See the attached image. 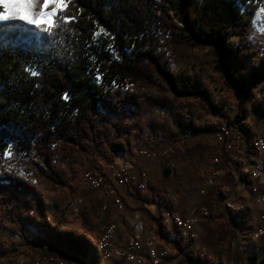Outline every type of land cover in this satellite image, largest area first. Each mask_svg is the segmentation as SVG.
Instances as JSON below:
<instances>
[{"label":"trees","instance_id":"1","mask_svg":"<svg viewBox=\"0 0 264 264\" xmlns=\"http://www.w3.org/2000/svg\"><path fill=\"white\" fill-rule=\"evenodd\" d=\"M254 1L70 0L61 15L75 19L62 23L58 16L51 35L20 22L0 24V153L11 147L32 157L44 176L65 184L70 171L95 151L103 153L114 130L128 132L142 120L152 127L157 112L184 99L224 112L202 78L172 68L163 47L166 38L181 48L212 51L226 85L245 97L236 122L250 133L244 123L246 101L257 100L264 91V50L247 38L245 11ZM259 100L257 111L264 117V99ZM176 111L186 128L181 133L217 129L216 123L198 122L192 108ZM126 140L110 141L115 155L130 150V137ZM3 191L20 201L8 212L17 211L23 227L31 226L46 240L41 231L47 244L93 263L95 243L84 232L53 224L55 209H49L31 181L0 166ZM223 193L219 190L214 201ZM4 253L6 249L0 251ZM198 260L215 264L208 257Z\"/></svg>","mask_w":264,"mask_h":264},{"label":"rangeland","instance_id":"2","mask_svg":"<svg viewBox=\"0 0 264 264\" xmlns=\"http://www.w3.org/2000/svg\"><path fill=\"white\" fill-rule=\"evenodd\" d=\"M40 2L42 3V0ZM36 10H39V5H37ZM262 10H264V0H256L250 4L245 14L249 43L264 50V11ZM163 47L174 70L188 71L202 78L211 89L215 101L223 106L224 113L231 122L230 132H234L237 137V140H234L235 162L232 164L240 167L245 162L240 153L244 146V138L252 139L255 136L256 139L259 138L264 117L257 111L256 102L260 101L259 99H264V91L257 100L247 99L246 101L248 119L244 123L250 127L251 132L245 134L236 122L238 107L243 104L245 97L226 85L224 77L214 67L212 51L209 48H181L169 38L163 41ZM184 107L185 113H189L187 111L189 108L195 110L198 122L215 123V111L200 100L184 99L178 102V105L174 106L173 109L157 112V120L152 124V127L148 126V122L142 120L139 125L127 128L128 132H125L126 130H122V132L114 130L103 146L105 155L95 151L92 157L87 158L84 165H78L76 171H70L66 175L65 184L52 182L41 173L34 158L24 156L11 147L0 153V166L9 173L28 179L38 188L49 209H55L52 215L53 224H59L61 229L77 232L87 231L90 233L93 243L98 239L95 240L97 234L105 229V224L115 223V209L109 197L100 192H92L82 177L91 170L106 176L110 167L117 166L110 141H124L126 143V136L130 137V142L127 144L130 151L140 152L142 149H147L156 153V156L150 158L152 166L148 169L151 174L148 185L157 195L167 194L168 196L173 194L175 198L177 197L179 201L183 202L185 199L193 197L199 205L207 203L211 208V216L209 217L211 221L230 219L232 218L231 213H238L240 216L243 209L242 205L235 198H229L232 194L230 190L233 189V185L228 186L225 193L220 195L216 201H212L211 204L208 202L210 199L200 194L199 190L206 176L205 171L213 156L224 155L223 137L218 136V133L193 131L195 134L192 132V138L186 139L182 143L179 141L174 143L180 135L186 132L181 133L186 128L176 114V110H183ZM226 117L224 116V120H227ZM127 122L130 123L131 120H127ZM172 143L173 148L177 146L175 151L169 150ZM251 146L257 149L256 140ZM9 151L11 155L7 154ZM232 170L231 164L223 166L221 175L217 180L228 183L230 179L231 183L234 178ZM234 175L237 173L235 172ZM201 193L203 194V190ZM139 194L137 196H140ZM221 196L228 197L229 200L226 198L221 201ZM237 203L241 206L239 210L236 209ZM17 214V211H13L9 214L4 212L0 215L2 217L0 219V251L6 249V253L0 254V264H40L41 260L44 259L42 251L48 252V256H51L52 253L54 257L61 258L65 264H87L80 261L82 259L74 258L68 250L54 244V246L48 244L49 250L46 248L38 249L35 245L14 249V244H22L23 241L47 243L46 240L48 239L38 229L46 240L40 239L37 232L30 231L31 226L23 227ZM26 229H29L26 232L28 237H20ZM13 249L14 251L11 252Z\"/></svg>","mask_w":264,"mask_h":264},{"label":"crops","instance_id":"3","mask_svg":"<svg viewBox=\"0 0 264 264\" xmlns=\"http://www.w3.org/2000/svg\"><path fill=\"white\" fill-rule=\"evenodd\" d=\"M254 141L246 142L240 151L245 162L240 167L231 164L234 176L232 182L230 183V179L228 183L216 179L215 183L207 188V195L205 196L210 199L208 202L211 204L212 201L214 202V196L219 190L225 191L228 186L236 184L238 188L235 189L233 186L229 198H235L242 205L243 209L240 216H238V213H231L232 218L222 219L221 221H211L210 218H203L195 226L192 238L188 242L183 241L171 226L162 223V204L170 205L182 216L197 213L201 204L199 205L193 197H189L183 202L179 201L177 197L175 198L173 194L168 196L167 194L157 195L149 187L143 191H138L135 185L131 184L126 190L121 188L124 209L118 218V243L125 244L133 232H140L143 240L153 239L158 248L171 247L170 264H202L203 262L198 260L200 257H208L215 264H247L251 259L264 255V236L254 239L253 232V226L259 223L260 215L264 210V202L257 203L256 201L263 182L251 178L248 174L250 164L254 159L259 160L257 149L250 146ZM150 158L144 155L142 151L133 152L128 150L115 155L117 167L128 163L130 165L129 172L135 178L138 177L140 168L146 169L150 178L151 174L148 170L152 166ZM235 172L237 175H234ZM236 180H238L237 183ZM204 181L205 178L199 190L202 196L201 192L205 186ZM136 192L140 193V196H137ZM104 196L106 195L104 194ZM226 198L228 197H224L222 201ZM229 198L226 200H229ZM113 205L114 212H116V206L114 203ZM238 206L241 208L239 204ZM247 222L248 225H246ZM102 230L97 234L95 240L103 233ZM80 232L86 233L90 238L89 232L83 230ZM106 264L109 263L106 262ZM114 264H127V262L124 258H121Z\"/></svg>","mask_w":264,"mask_h":264},{"label":"built area","instance_id":"4","mask_svg":"<svg viewBox=\"0 0 264 264\" xmlns=\"http://www.w3.org/2000/svg\"><path fill=\"white\" fill-rule=\"evenodd\" d=\"M215 113L216 118L214 122L217 124V129L210 133H218V136L223 137L224 155L213 156L210 165L207 167L205 171L206 176L203 196L207 195V188L215 183L216 178H219V173H221L223 166H228L235 162L234 140H237V137L234 132H230L231 122L230 120H224V112ZM186 136L188 135H180V137ZM256 140L259 165L254 174L257 180H262L263 182L262 188L256 197V201L257 203H261L264 202V120L260 127L259 139ZM175 149L172 143L169 150L175 151ZM142 153L151 158L156 156L155 152L147 149H142ZM129 170L130 165L125 163L122 166L110 167L106 172V176L100 172L91 170L86 172L85 177H82L92 192L104 193L116 206L115 225H106L109 226L110 242H108V246L101 248V251L103 255H105L106 262L109 264H114L121 258H124L127 264H170L169 257L171 256V247L158 248L153 239L143 240L140 232H133L125 244H120L117 241L118 218L121 216V211L124 209L121 188L126 190L131 184H134L138 191H143L149 187V174L146 169L140 168L138 177L136 178L131 176ZM237 182L238 180H236V183ZM18 203H20V201H13V194H7L6 191L0 193V210H6L7 213L8 210L14 209L15 204ZM162 207V223L171 226L173 230H183V235L187 242L192 238L195 226L203 218H209L211 216L210 206L207 203H202L199 211L189 216L180 215L170 205L162 204ZM1 218L2 217H0V219ZM253 232L254 239H259L264 236V210L260 215L259 223L253 226ZM27 245H35L38 249H49L48 245L45 243L25 241H23L22 244H14V249L22 248V246ZM14 249L11 252H13ZM263 259L264 255L257 256L247 264H264ZM48 262H54L52 253L51 259H48Z\"/></svg>","mask_w":264,"mask_h":264},{"label":"snow or ice","instance_id":"5","mask_svg":"<svg viewBox=\"0 0 264 264\" xmlns=\"http://www.w3.org/2000/svg\"><path fill=\"white\" fill-rule=\"evenodd\" d=\"M69 3L70 0H42V3L40 0H0V24L20 22L51 35L54 27L59 26L55 18L60 16L62 23L75 19L61 15L68 9ZM37 5H39L38 11ZM31 74L37 73L33 71ZM7 154L11 155V152Z\"/></svg>","mask_w":264,"mask_h":264},{"label":"bare ground","instance_id":"6","mask_svg":"<svg viewBox=\"0 0 264 264\" xmlns=\"http://www.w3.org/2000/svg\"><path fill=\"white\" fill-rule=\"evenodd\" d=\"M184 134H187L188 136L181 137V139L179 140L180 143H182L186 139H189V138H192L193 137V133L191 131H186ZM256 148H257V140H256ZM258 165H259V160L258 159H254V161L250 164L249 169H248V174H249V176L251 178L257 179L255 177V174L254 173H255V170L258 169ZM220 175H221V173H219V176ZM229 205L232 207L231 204H229ZM239 208H240L239 206H236V209L237 210ZM1 211H6V210H0V212ZM109 225H115V223H110ZM174 231L176 233H178V235L180 236V238L183 241H187L186 238H184L183 230H174ZM108 242H110L109 226H107L105 228V230L103 231L102 235L100 236V238L98 239V241H96V243H95V249H94V251L92 252V255H91V258H93V263L92 264H106L105 255H103V253L101 251V248H103L104 246H108ZM45 244H47V243H45ZM49 249H50V247H49ZM49 249H47V250H49ZM41 253L44 254V256L42 255L44 257V259L41 260L40 264H65V262L61 258L54 257V256H53V261L54 262H48V259H51V256H48L49 253L46 252V251H42ZM38 256L40 257V255H38ZM80 261L85 262L83 260H80ZM85 263L88 264V262H85Z\"/></svg>","mask_w":264,"mask_h":264}]
</instances>
